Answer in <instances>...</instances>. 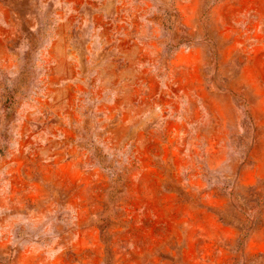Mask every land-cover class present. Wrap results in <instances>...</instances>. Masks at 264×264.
<instances>
[{
	"label": "rangeland",
	"instance_id": "1",
	"mask_svg": "<svg viewBox=\"0 0 264 264\" xmlns=\"http://www.w3.org/2000/svg\"><path fill=\"white\" fill-rule=\"evenodd\" d=\"M0 264H264V0H0Z\"/></svg>",
	"mask_w": 264,
	"mask_h": 264
}]
</instances>
